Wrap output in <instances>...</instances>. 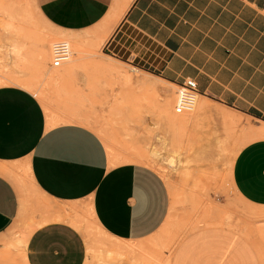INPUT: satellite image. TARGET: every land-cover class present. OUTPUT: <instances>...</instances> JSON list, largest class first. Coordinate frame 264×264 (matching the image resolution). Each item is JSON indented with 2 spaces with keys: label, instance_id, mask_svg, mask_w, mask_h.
Instances as JSON below:
<instances>
[{
  "label": "crops",
  "instance_id": "0c3cea01",
  "mask_svg": "<svg viewBox=\"0 0 264 264\" xmlns=\"http://www.w3.org/2000/svg\"><path fill=\"white\" fill-rule=\"evenodd\" d=\"M33 4L59 33L97 30L98 38L112 31L104 44L111 56L137 62L142 71L178 87L194 79L199 97L256 124L253 135L264 130V0ZM50 118L32 92L0 87V236L21 220L22 195L9 174L22 171L48 200L90 205L99 230L127 252H151L171 210L162 176L142 163L112 165L94 132L76 123L53 124ZM231 180L236 200L247 210L241 226L196 229L177 243L169 264H264V138L240 150ZM23 260L87 264V244L70 221H48L27 237Z\"/></svg>",
  "mask_w": 264,
  "mask_h": 264
},
{
  "label": "rangeland",
  "instance_id": "374dc122",
  "mask_svg": "<svg viewBox=\"0 0 264 264\" xmlns=\"http://www.w3.org/2000/svg\"><path fill=\"white\" fill-rule=\"evenodd\" d=\"M96 35L97 30H53L38 16L33 0H0V87L30 83L34 90L22 88L38 97L51 123L90 129L103 141L112 165L142 163L158 172L171 198L168 221L152 240L151 252H127L99 230L90 205L62 206L37 192L25 172L9 174L22 195V217L0 236V264H25L27 237L48 221L67 220L81 232L87 264H169L175 246L189 233L203 226L239 227L244 221L247 210L236 200L231 172L240 150L258 138L251 133L256 124L201 96L193 112L177 115L178 86L159 81L137 62L111 56L104 45L96 48ZM59 41L68 42L71 52L72 42H78L80 54L73 55L75 73L51 80L56 71L51 50ZM40 53L45 56L41 65ZM70 66L60 67V74ZM68 115L83 122H65Z\"/></svg>",
  "mask_w": 264,
  "mask_h": 264
},
{
  "label": "built area",
  "instance_id": "2783aa9c",
  "mask_svg": "<svg viewBox=\"0 0 264 264\" xmlns=\"http://www.w3.org/2000/svg\"><path fill=\"white\" fill-rule=\"evenodd\" d=\"M51 54V66L53 68H60L69 62L72 55L71 46L65 41L56 42L52 46ZM196 95H199L197 92V83L194 79H186L179 86V90L176 93L175 113L182 115L192 112L195 107Z\"/></svg>",
  "mask_w": 264,
  "mask_h": 264
},
{
  "label": "bare ground",
  "instance_id": "6f19581e",
  "mask_svg": "<svg viewBox=\"0 0 264 264\" xmlns=\"http://www.w3.org/2000/svg\"><path fill=\"white\" fill-rule=\"evenodd\" d=\"M22 3V2H21ZM18 19V18H17ZM20 22V21H19ZM111 33H112V31H109V32H107V33H105V34H103V35H101V36H99L97 39H96V41H95V46H96V48L97 47H102L106 42H107V40L109 39V37H110V35H111ZM50 40L52 39V38H49ZM73 44H72V48H73V50H72V58L69 60V62L68 63H66V64H64L63 65V67L64 66H67V64H71L72 66H70V68L69 69H67L66 71H65V73H63V74H60V70H61V68H53V69H55L56 71L55 72H53V73H51V75H50V79L51 80H54V79H56V77H58V76H62V75H64V77L65 76H70V75H72L73 73H75V71H76V66H74V63L77 61V59H75V57H73V55H76V54H80V49H79V47H80V45H79V43L77 42V43H75V42H72ZM51 55L50 54H48V57H50ZM44 55L42 54V53H40L39 54V65H41L42 64V62H43V60H44ZM47 57V58H48ZM62 67V68H63ZM59 74V75H58ZM61 78V77H60ZM7 79H10V78H7ZM17 79V78H16ZM15 79V80H16ZM19 79V78H18ZM17 79V80H18ZM66 80V79H65ZM18 82V84H20L22 87H24V88H27V89H29V90H34V87H33V85H31L30 83H28V82H22V83H20L19 81H17ZM36 93V92H35ZM197 96H199V95H196V97ZM197 99V98H196ZM201 101V100H200ZM198 102V101H197ZM197 102H195V105H196V103ZM169 103L166 101V103L164 104V105H168ZM170 105H171V102H170ZM200 105V104H199ZM195 108V107H194ZM193 111H194V109H193ZM192 111V112H193ZM191 113V112H190ZM186 114V113H185ZM69 116V115H68ZM179 118V117H178ZM182 119H183V117H182ZM60 120H61V118H60ZM59 120V121H60ZM179 120V119H178ZM52 121V120H51ZM50 121V122H51ZM63 121V120H62ZM65 122H83V120L82 119H79V118H77V116H75V115H71V116H69V117H67L66 119H65ZM261 128H263V127H261ZM257 135V137L258 138H264V130H262V131H260L258 134H256ZM258 138H256V139H258ZM221 140V139H220ZM225 143V142H224ZM226 143H228V142H226ZM132 156H134V155H132ZM153 156L155 157V158H157V159H159V157L156 155V154H153ZM142 157V156H141ZM135 159L137 160V159H140V157H137V156H135ZM113 162V161H112ZM97 225V224H96ZM97 227L98 228H100L98 225H97Z\"/></svg>",
  "mask_w": 264,
  "mask_h": 264
}]
</instances>
